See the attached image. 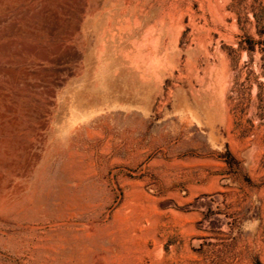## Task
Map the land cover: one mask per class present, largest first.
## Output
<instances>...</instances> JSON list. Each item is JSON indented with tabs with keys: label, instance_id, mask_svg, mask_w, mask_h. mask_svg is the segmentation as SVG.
<instances>
[{
	"label": "rangeland",
	"instance_id": "374dc122",
	"mask_svg": "<svg viewBox=\"0 0 264 264\" xmlns=\"http://www.w3.org/2000/svg\"><path fill=\"white\" fill-rule=\"evenodd\" d=\"M0 264H264V0H0Z\"/></svg>",
	"mask_w": 264,
	"mask_h": 264
},
{
	"label": "crops",
	"instance_id": "0c3cea01",
	"mask_svg": "<svg viewBox=\"0 0 264 264\" xmlns=\"http://www.w3.org/2000/svg\"><path fill=\"white\" fill-rule=\"evenodd\" d=\"M87 65L89 66L90 62H84L85 68ZM86 85H91L101 99L102 105L97 108L99 110L126 116L134 112L144 116L150 110L151 100L148 95L133 93L132 65L125 60L118 64L101 63L98 73L94 74L92 79L88 77ZM89 114L79 113L77 119ZM194 123L196 125V122Z\"/></svg>",
	"mask_w": 264,
	"mask_h": 264
}]
</instances>
